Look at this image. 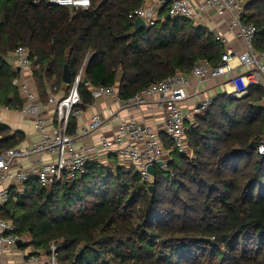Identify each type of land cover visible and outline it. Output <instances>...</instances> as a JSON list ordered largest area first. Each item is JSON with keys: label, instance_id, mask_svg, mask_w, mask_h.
<instances>
[{"label": "trees", "instance_id": "obj_1", "mask_svg": "<svg viewBox=\"0 0 264 264\" xmlns=\"http://www.w3.org/2000/svg\"><path fill=\"white\" fill-rule=\"evenodd\" d=\"M245 1L243 24L256 28L254 47L264 52V0ZM143 4L91 0L88 10H72L48 0H0V105L23 107L10 58L19 47L29 49L43 101L53 86L68 93L65 67L75 79L88 53L96 55L85 67L89 85L118 84L123 100L170 76L189 75L202 61L220 64L224 47L214 35L168 19V3L155 26L136 30L129 16ZM260 92L215 98L186 127L191 154L162 134L169 162L156 168L153 192L136 171L94 160L73 183L43 187L32 178L24 192L13 190L0 219L29 238L26 248L50 254L55 243L58 264H264ZM80 94L86 111L94 99L86 85ZM75 128L71 119L68 133ZM23 141L21 132L0 124V155Z\"/></svg>", "mask_w": 264, "mask_h": 264}, {"label": "built area", "instance_id": "obj_2", "mask_svg": "<svg viewBox=\"0 0 264 264\" xmlns=\"http://www.w3.org/2000/svg\"><path fill=\"white\" fill-rule=\"evenodd\" d=\"M48 2L53 6L72 10H88L91 7V0ZM245 2L202 0L197 4L196 0H167L164 3L144 0V4L129 17L134 21L142 18L147 27L156 25L159 10L165 3L169 4L168 11L172 19H185L201 27L206 25L205 15L208 9H213L220 17L228 15L229 32L236 34L242 43V50H235L224 35L217 34L214 36L215 40L224 47V54L217 67H213L208 61H202L189 75L170 76L128 100L121 98L118 84L110 88L84 84L85 67L90 58L88 53L68 93L58 96L59 90L53 86L48 88L47 98L43 101L33 77V60L29 49L17 48L10 58L19 73L14 82L23 100V107L19 111L35 122L40 140L28 147L9 149L0 155V210L9 203L13 190L23 192L32 178L37 179L43 187L73 183L87 173L92 161L100 160L103 165H107L112 156L118 159L119 167L136 171L142 183L149 187L153 185L154 177L148 172V168L152 165L157 168L156 164L163 161L162 168L167 169L169 162V152L162 142V134L181 153L191 154L186 135L187 124H193L194 118L212 105L213 98L206 96L202 101L191 105L188 91L191 86L190 76L195 77L199 83L225 77L232 85L229 97L236 100L246 97L251 88L260 86L264 81V52L254 47L256 28L244 25L242 21ZM240 69L245 70L243 74L238 73ZM81 84L88 86L94 101L104 98L113 104H121V110L144 109V112L159 114V125H148L132 115L121 118L119 111L109 109L107 116L97 113L79 132L69 134L71 119H77L83 113L80 109ZM6 111L11 109L0 105V124L4 123L3 114ZM108 122H117L112 136L101 133L98 145L91 148L78 145L82 139L101 131ZM258 153L264 155V132L258 145ZM24 163H27L26 167ZM18 242H22L23 246L19 247ZM28 242L29 238L18 233L12 221L0 219V264H10L3 257L9 254L18 255L24 260V264H58L55 243L51 244L50 254H47L35 250L29 253V248L25 247Z\"/></svg>", "mask_w": 264, "mask_h": 264}, {"label": "crops", "instance_id": "obj_3", "mask_svg": "<svg viewBox=\"0 0 264 264\" xmlns=\"http://www.w3.org/2000/svg\"><path fill=\"white\" fill-rule=\"evenodd\" d=\"M157 0H153L156 2ZM202 0H196L198 4ZM206 28L210 33L215 35H224V37L229 41L232 47L235 50L241 51L242 50V43L236 37L235 33L229 32V16L225 15L223 17L218 16L213 9H208L205 15ZM195 25V24H194ZM244 69H240L238 73L243 74ZM191 86L189 87V95H191V105L192 103H198L202 101L206 96H210L213 100L219 96H228L229 93L232 92V85L227 82L225 77L215 80V79H208L202 83L193 77L190 76ZM67 86V85H66ZM198 87V88H197ZM198 90V91H196ZM252 95L255 97L258 95V92L264 96V81L258 87H253L250 90ZM197 93V95H195ZM63 90L58 91V96L64 95ZM47 96V95H46ZM47 98V97H46ZM45 98V100H46ZM43 100V99H42ZM124 103V102H123ZM257 105L264 109V97L257 103ZM109 109H113L114 111H119L121 118L129 117L130 115L136 117L137 119L145 122L148 125L158 126L160 121L159 114H153L152 112H144V109H132V110H121V104H113L109 99H99L95 100L94 104L87 108L86 111H83L82 115H80L76 120V128L75 133L79 132L80 129L84 128L88 125L92 117L97 113H102L103 115L107 116V112ZM4 118V125H7L12 129V132H21L24 135V141L20 144L19 147H28L40 140V135L38 130L36 129V124L31 118H26L20 111H6L3 114ZM117 122H108L101 131L94 133L90 137H86L79 141L78 145L84 146L87 148H91L94 145H98L99 137L101 133H106L108 136H112L115 129H116ZM96 156V155H94ZM97 157V156H96ZM111 157L109 161L112 160ZM99 159V158H98ZM97 159V160H98ZM96 161V160H95ZM97 162L101 163L100 160ZM102 164V163H101ZM27 163H24L26 167ZM29 253H32V248L27 249ZM10 264H24V260L20 258L16 254H9L3 256Z\"/></svg>", "mask_w": 264, "mask_h": 264}, {"label": "water", "instance_id": "obj_4", "mask_svg": "<svg viewBox=\"0 0 264 264\" xmlns=\"http://www.w3.org/2000/svg\"><path fill=\"white\" fill-rule=\"evenodd\" d=\"M159 2H167V0H158ZM166 4V3H165ZM164 4V5H165ZM168 19H172L170 15H168ZM134 26H135V29L136 30H141V29H145L147 28V24L146 22L142 19V18H137L135 23H134ZM95 54H93L91 56V58L89 59V62H91L94 58H95ZM72 81H73V78H72V74H71V71L69 69L68 66L65 67V70H64V73H63V83L67 86H70L72 84ZM88 83V80L87 79H84V84H87ZM157 167L159 168H162L164 166V163L163 161H159L157 164H156ZM148 172L153 176L155 177L156 175V167L154 165L150 166L148 168ZM154 185H150L149 186V191L153 192L154 190ZM18 246L19 247H22L23 246V243L22 242H18ZM83 247L79 249V251H82Z\"/></svg>", "mask_w": 264, "mask_h": 264}, {"label": "rangeland", "instance_id": "obj_5", "mask_svg": "<svg viewBox=\"0 0 264 264\" xmlns=\"http://www.w3.org/2000/svg\"><path fill=\"white\" fill-rule=\"evenodd\" d=\"M240 86H242V84L240 83ZM226 96V95H225ZM227 98H229L228 96H227ZM238 100H241V99H238ZM214 101V100H213ZM210 108V106L209 107H207L206 109H205V111L203 112V113H201L199 116H202L208 109ZM187 125H189V123L187 124ZM107 167H110V168H112V169H115L116 168V166H119V161H118V159H116V158H112V160L109 162V163H107V165H106ZM23 192H24V190H23ZM19 193V192H18Z\"/></svg>", "mask_w": 264, "mask_h": 264}]
</instances>
